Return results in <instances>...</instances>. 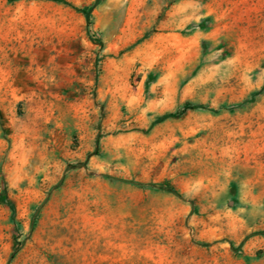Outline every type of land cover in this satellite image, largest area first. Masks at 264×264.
<instances>
[{
    "label": "rangeland",
    "instance_id": "obj_1",
    "mask_svg": "<svg viewBox=\"0 0 264 264\" xmlns=\"http://www.w3.org/2000/svg\"><path fill=\"white\" fill-rule=\"evenodd\" d=\"M66 1L0 0V264H264V0Z\"/></svg>",
    "mask_w": 264,
    "mask_h": 264
},
{
    "label": "trees",
    "instance_id": "obj_2",
    "mask_svg": "<svg viewBox=\"0 0 264 264\" xmlns=\"http://www.w3.org/2000/svg\"><path fill=\"white\" fill-rule=\"evenodd\" d=\"M59 1H63V2H65V3H68L66 0H59ZM99 1V0H98ZM84 11V13L86 14V16H87V18L89 19L90 18V10H83ZM194 107H204L203 105H198V106H194ZM172 190V189H171ZM10 205H11V208L13 209V210H15V207H14V205H13V203L12 202H10Z\"/></svg>",
    "mask_w": 264,
    "mask_h": 264
},
{
    "label": "water",
    "instance_id": "obj_3",
    "mask_svg": "<svg viewBox=\"0 0 264 264\" xmlns=\"http://www.w3.org/2000/svg\"><path fill=\"white\" fill-rule=\"evenodd\" d=\"M80 165H82V164H80Z\"/></svg>",
    "mask_w": 264,
    "mask_h": 264
}]
</instances>
